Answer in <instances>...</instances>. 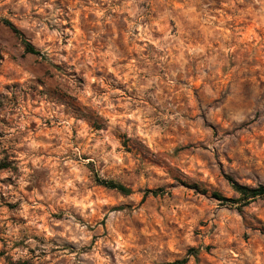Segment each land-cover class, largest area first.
Here are the masks:
<instances>
[{
  "label": "rangeland",
  "instance_id": "374dc122",
  "mask_svg": "<svg viewBox=\"0 0 264 264\" xmlns=\"http://www.w3.org/2000/svg\"><path fill=\"white\" fill-rule=\"evenodd\" d=\"M164 3L166 0H12V9L6 13L0 10V39L15 40L22 48L14 55L0 50V162H9L8 168L0 169V244L3 245L0 264H103V255L93 251L97 245L95 235L86 244L68 237L77 232L84 236L93 231L87 214L95 217L98 206L102 214L99 223L105 229L108 216L103 212L124 210L115 196L110 195L116 189L105 187L96 180L100 172L105 178L114 180L119 174L117 170L116 174L109 175L113 169L105 170L104 161H99L97 167L99 154L105 152L113 153L112 159L118 164L134 166L139 160L142 165L159 169L160 164L152 163L158 158L164 162L171 160L173 167L180 164L185 174H193L194 184L182 183L168 195H154L148 191L162 188L156 185L135 193L142 206L138 223L147 225L143 228L145 233L164 231L174 234L176 229L184 231L187 222L191 237H199L207 223L188 213L195 209L203 215L210 203L213 211L218 206L223 213L219 227L228 226V203L209 202L196 186L210 184L216 187L219 176L225 182L224 190L235 192L222 165L241 171L255 156L256 146L264 141L251 134V130L248 135H239L240 158L230 155L217 160L216 174L194 149L180 151L182 145L201 143L198 138L204 134V128L193 119L190 126L161 131L165 121L158 117L184 119L181 109L198 104L196 92L193 90L191 97L185 94L188 84L179 73L163 76L155 72L158 65L153 60L167 56L169 61H178V67L187 59L185 51L195 55L205 42L216 47L213 41L217 32L223 29L232 34V28L227 27L233 23L232 12L228 0H198L196 13L199 15L185 8L186 0H174L175 8L186 12L191 19L184 23L175 18L165 21L159 18L160 5ZM142 15L144 19L139 26L130 29L129 26ZM5 19L20 28L41 54L27 52L21 36L5 24ZM252 35L260 38L259 31L247 25L241 29L240 40L251 42ZM137 36L140 39H135ZM157 42L167 43V48L158 47ZM243 55L246 53H242L241 61ZM251 63L249 61L245 66ZM232 66L235 67V63ZM220 75L226 74L221 72ZM156 76L160 78L155 79ZM227 79L230 81L231 76ZM150 81H153L151 85L144 88L143 85ZM201 84L202 81L196 80L193 89H199ZM141 100L142 106L136 107ZM196 115L192 113L193 117ZM116 121L135 126L141 142H146L151 152V159L145 160L137 153L134 159L125 160V155L133 157L125 141L105 135L108 128L103 123L110 125ZM102 136L110 142L93 152ZM255 159L264 163L258 156ZM65 172L80 177V181L75 182L77 191L80 182L90 181L94 186L87 188L86 196H70L74 201L72 207L80 208L84 214L44 199L45 188L65 182ZM120 182L124 183L123 180ZM168 183L175 185L177 181L172 179ZM71 190L72 185H69L68 191ZM193 199L197 202L193 203ZM167 209L171 210V215L166 219L161 213H166ZM32 220L36 221L35 225ZM113 221L120 223V217H113ZM23 225L35 229L31 238L36 241V247L25 243L27 237L13 242L12 235H20L24 231ZM123 237L121 232L117 239ZM9 243L12 244L11 252ZM170 244L169 250L177 257L174 261L183 258L175 251L174 243ZM197 247L194 240L187 254ZM17 250L20 253L26 251L27 255L13 261L12 253ZM103 251L109 254L108 249ZM216 251L218 249L212 244L204 249L206 264H217ZM90 255H95L96 259H87ZM220 258H225L222 251Z\"/></svg>",
  "mask_w": 264,
  "mask_h": 264
},
{
  "label": "clouds",
  "instance_id": "9594fccd",
  "mask_svg": "<svg viewBox=\"0 0 264 264\" xmlns=\"http://www.w3.org/2000/svg\"><path fill=\"white\" fill-rule=\"evenodd\" d=\"M196 6H198V0H192L191 3L186 0L185 8L199 15L196 13ZM12 8V0H0V10L6 13ZM228 8L231 9L233 23L227 27L232 28V34L229 35L223 29L217 32L213 41L216 47H210L205 42L203 47L198 48L195 55H188V52L185 51L184 55L187 59L183 63H179L178 67V61H169L167 56L153 60V63L158 65L155 72L161 73L163 76H176L179 73L188 84L185 94L191 97V92L195 90L198 101L195 107L186 105L181 109L185 114L184 119H177L174 116L158 117L165 121V127L161 131H165L169 127L190 126V122L194 119L197 125L204 128V134L198 138L201 143L182 145L180 151L186 150V148L194 149L198 156L208 162L213 174H216L217 160H223L230 155L240 158L238 155L240 151L239 135H248V130H251V134L264 141V0H228ZM160 9L159 18L161 20L175 18L184 23L186 19H191L186 12L178 11L175 8L174 0H166V3L160 5ZM143 19V15L138 16L135 24L129 26L130 29L139 26ZM247 25H251L259 31V39L252 35L251 42L240 40L241 29ZM41 30L43 29L41 28ZM135 39L138 40L140 37L137 36ZM165 39L167 40V38ZM157 44L158 47L167 48V43L157 42ZM234 48L237 51L234 52ZM0 50L14 55L22 51V48L15 40L8 42L6 39H0ZM242 53H246V55H243L241 61ZM249 61L252 63L246 67L245 65ZM233 63H235V67L232 66ZM256 68H259L258 72ZM221 72L226 75L221 76ZM228 76H231L230 81L227 79ZM159 78L160 76L155 77V79ZM196 80L202 81L199 89H193ZM152 82L150 81L143 87H149ZM142 104L143 100L135 106L141 107ZM193 112L197 113L195 117L192 116ZM103 126L108 128L106 136H111L113 140L120 137L133 153V157L125 155V160L134 159L137 153L142 154L145 160L151 159V152L146 142H141L133 124L116 121L110 125L103 123ZM108 142L110 141H106L102 136L100 142L94 145L93 152ZM179 142L178 139L177 143ZM112 156L111 152L99 154L97 167H99V161H104L105 170L113 169L109 175L116 174L118 170L117 183L110 185L116 190L112 191L110 195L115 196L116 202L122 204L124 210H105L103 215L108 216L107 229H105L99 223L102 214L98 206L95 217H92L90 213L87 214L88 224L91 225L93 231L86 232L84 236L77 232L68 237L79 244H86L90 241L91 236L95 235L97 245L93 251L103 255V264H172V261L177 257L173 251L169 250L170 242L174 243L175 251L181 254L185 264H197L198 260L199 264H206L204 249L209 244L218 249L214 252L217 255V264H264V235H262L264 233V163H259L255 159V156H258L261 161H264V143L256 146L255 156L244 164L241 171L234 170L230 165H222L224 174L231 179L233 184L243 189L242 192H226L223 188L225 182L219 176L216 187H212L210 184L196 186L198 191H202L208 197L209 202L227 201L230 208L229 224L226 228H221L219 221L223 213L218 206L213 211L210 203L201 215L200 212L191 209V205H189L191 211L188 214H194L207 223V227L196 238L191 237V233L188 232L187 222H185L184 231L176 229L174 234L164 231L145 233L143 228L147 225L138 223L142 206L135 195L137 192L146 191V186L152 187L153 185L162 186L160 194L168 195L174 189L179 188L182 183L194 184L191 172L185 174L180 164L173 167L171 160L164 162L158 158L153 159L152 163L160 164V168L157 169L142 165L139 160L134 166L118 164L116 159H112ZM83 166V162H81L80 167L83 168ZM125 169L127 170L125 171ZM158 173H163V175ZM85 175L88 173L85 172ZM63 179L64 183L45 188L44 199L52 200L54 203L60 204L61 207L67 206L69 211L81 213L80 208L72 207L74 201L70 199V196H86L87 188L89 186L94 188V186L90 181L80 182L79 191H77L75 182L80 181V177L65 172ZM98 179L105 180L103 172H100ZM172 179L177 181L175 185L168 183ZM196 179L203 178L196 177ZM121 180L124 181L123 186L118 183ZM69 185H72L71 192L68 191ZM22 187L23 182L21 183ZM172 198L175 199L174 196ZM196 202L197 200L193 199V203ZM161 215H165L167 219L171 215V210L167 209L166 213L162 212ZM113 217H120V223H114ZM31 223L35 225L36 221L32 220ZM213 225L217 226L213 227ZM22 228L24 231L20 235H12L13 242L27 237L25 243L36 247V241L31 238L35 229L29 228L27 225H23ZM121 232L124 233V237L118 240L117 237ZM245 235L247 243H245ZM194 240L198 247L192 255H188L187 250ZM2 247L3 245L0 244V248ZM46 247H50V245H46ZM8 248L11 252V243ZM104 249H108L109 254H105ZM221 251L224 259L220 258ZM26 255V251L20 253L17 250L12 253V260L15 261L20 256L26 257ZM87 259L95 260L96 257L90 255Z\"/></svg>",
  "mask_w": 264,
  "mask_h": 264
},
{
  "label": "trees",
  "instance_id": "16d2710c",
  "mask_svg": "<svg viewBox=\"0 0 264 264\" xmlns=\"http://www.w3.org/2000/svg\"><path fill=\"white\" fill-rule=\"evenodd\" d=\"M4 22L14 33H16L17 35L21 36V38L23 40V43H24V46H25V49H26L27 52L32 53V54H41V51L31 41H29L25 37V35L22 32V30L20 28H18L12 21H10L9 19H5ZM8 166H9V162L8 161L0 162V169L8 168ZM98 177H99V175H96V180H97V182L99 184H101V185H103L105 187H108L110 189H115L114 187H112L110 185H113L114 183H117L116 180L110 179V178H105L104 181H101V180L98 179ZM230 181H231V179H230ZM118 183H120L122 186L124 185L123 182L119 181ZM231 186H232V188H233V190L235 192H242L243 191V189H241V188L237 187L235 184H233L232 181H231ZM148 191L152 192V194H154V195H158V194L161 193L162 188L149 189ZM224 202H227V201H224ZM194 250L195 249L192 248L189 251L188 255H190V254L192 255L194 253ZM18 264H24V263H18ZM172 264H185V262H184L183 258H181V259H178V260L174 261Z\"/></svg>",
  "mask_w": 264,
  "mask_h": 264
}]
</instances>
